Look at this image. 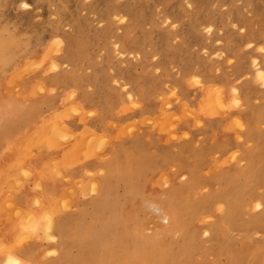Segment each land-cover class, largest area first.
<instances>
[{
  "label": "rangeland",
  "instance_id": "obj_1",
  "mask_svg": "<svg viewBox=\"0 0 264 264\" xmlns=\"http://www.w3.org/2000/svg\"><path fill=\"white\" fill-rule=\"evenodd\" d=\"M262 49L264 0H0V105L57 106L28 130L52 177L97 159L21 218L35 257L264 264Z\"/></svg>",
  "mask_w": 264,
  "mask_h": 264
},
{
  "label": "crops",
  "instance_id": "obj_2",
  "mask_svg": "<svg viewBox=\"0 0 264 264\" xmlns=\"http://www.w3.org/2000/svg\"><path fill=\"white\" fill-rule=\"evenodd\" d=\"M51 78L46 77L48 80ZM35 101L33 99L31 103L0 105L4 108H0V251L19 252V257L25 256L31 260L38 251H44L50 244L43 239L41 230L33 232L27 227H20L21 218L44 209L50 212V224L57 223L58 195L68 191L73 179L85 177V170L97 166V159H83L81 155H76L75 161H81L72 163L63 171L67 179L47 174V166L51 165L58 154L38 147L35 142L33 144L28 130L33 126L32 119L39 116L38 113L52 111L57 106L51 103V98L41 103ZM87 123L98 125L97 121L88 120ZM75 202L82 204L83 200L76 199ZM74 216L72 214L68 222ZM68 224L63 241L67 239ZM44 252L33 259L36 264H52L42 258L45 256ZM8 255L0 253V264H3Z\"/></svg>",
  "mask_w": 264,
  "mask_h": 264
},
{
  "label": "snow or ice",
  "instance_id": "obj_3",
  "mask_svg": "<svg viewBox=\"0 0 264 264\" xmlns=\"http://www.w3.org/2000/svg\"><path fill=\"white\" fill-rule=\"evenodd\" d=\"M23 7L27 8L29 7V4L25 3ZM262 51H264V49H262ZM15 255H19V252L15 254L9 253L7 259L3 262V264H21V261L19 259L14 258Z\"/></svg>",
  "mask_w": 264,
  "mask_h": 264
},
{
  "label": "bare ground",
  "instance_id": "obj_4",
  "mask_svg": "<svg viewBox=\"0 0 264 264\" xmlns=\"http://www.w3.org/2000/svg\"><path fill=\"white\" fill-rule=\"evenodd\" d=\"M36 154V153H35ZM229 198H231V197H229ZM63 203V202H62ZM29 216V215H28ZM43 215H41V217H42ZM48 216H49V213H48ZM45 217V216H44ZM43 217V218H44ZM45 218H47V220L46 221H48L49 220V217H45ZM27 220H28V218H27ZM50 222V221H49ZM47 224V223H46ZM22 225H24V224H22ZM48 225H49V223H48ZM47 226V225H46ZM51 226V225H50ZM165 228H167V227H165ZM45 229H47L46 227H45ZM48 230V229H47ZM46 234V233H45ZM48 234V233H47ZM14 258H15V256H14ZM16 259V258H15Z\"/></svg>",
  "mask_w": 264,
  "mask_h": 264
}]
</instances>
